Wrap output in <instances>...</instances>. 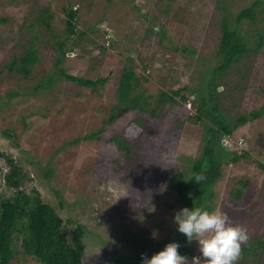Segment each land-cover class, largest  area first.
<instances>
[{"label": "rangeland", "instance_id": "374dc122", "mask_svg": "<svg viewBox=\"0 0 264 264\" xmlns=\"http://www.w3.org/2000/svg\"><path fill=\"white\" fill-rule=\"evenodd\" d=\"M254 2L175 0L168 12L166 6L172 3L169 0H0V11L5 12H0V18L11 16L7 23L0 22V154L13 155L25 165L31 160L32 166L26 168L31 181L27 179L24 189L37 190L64 220L70 218L85 229V264H103L123 255L143 253L150 257L170 239L177 241L173 216L181 202L166 177L171 171L191 165L204 152L206 125L192 120L196 109L191 99L196 94H190L187 104H165L158 116L136 109L113 124L107 123L126 59H133L138 71L148 78L143 91L154 100L161 91L183 85L200 94L207 74L220 62L216 58L220 42L217 23L224 15L229 14L231 26H237L251 45L259 41L258 36H251L254 29L264 33L263 13L256 22L238 24L236 20ZM66 7L78 10V31H86L88 36L56 67L57 53L51 49L56 39L44 30L39 17L48 9L53 16V31L63 33ZM30 25L35 27L27 35L42 39L36 43L40 59L32 77L21 81L5 66L13 56L25 54L23 46L13 45L21 32V40L26 39ZM153 26L162 29L161 34L167 38L153 35L145 39L146 31ZM112 32L118 41L115 47L108 40ZM105 42L108 49L103 56L96 43ZM183 47L195 54L174 50ZM147 62L150 67L145 71L143 63ZM253 62L256 68L262 66L254 70L256 81L264 77V53L254 57ZM59 69L94 81L111 79L92 92L66 81L57 73ZM50 77L55 83L52 90L37 91V86L48 84ZM239 81L238 72L220 77L218 91L225 93L221 111L230 119L264 104V91H260L264 81L260 90L253 91L251 86L242 92ZM140 116L146 119L149 131L139 138L135 159L130 162L114 139ZM102 129L105 131L100 133ZM93 135L98 138L85 139ZM222 143L228 151L244 152L248 157L236 163L229 158L224 164L214 196L207 203L208 210L218 209L231 224L247 230L248 239L241 247L257 244V239L264 241V173L258 165L264 164V117L240 126ZM50 169L52 174L48 175ZM9 170L0 156L1 194L11 193L1 181ZM238 188L243 190L240 198L234 196ZM190 252L191 256L198 254L195 241L191 242ZM27 264L38 262L30 259ZM234 264L251 263L243 260L241 252Z\"/></svg>", "mask_w": 264, "mask_h": 264}, {"label": "trees", "instance_id": "16d2710c", "mask_svg": "<svg viewBox=\"0 0 264 264\" xmlns=\"http://www.w3.org/2000/svg\"><path fill=\"white\" fill-rule=\"evenodd\" d=\"M169 1L172 3L166 6L168 12L175 3V0ZM41 13L39 17L40 24L44 30L51 32L52 37L56 39L55 45L51 47L57 53L55 66H61L68 58V54L77 46V43L86 39L88 33L86 31H78V10L76 9L70 7L64 9L66 27L63 33L58 30L53 31V16L48 9H44ZM259 13L264 14L263 0H255L249 8L241 11L236 17L237 23L256 22ZM9 17L11 16L5 15L1 17L0 22L3 24L7 23V21H10ZM223 18L221 22L217 23L220 32V42L216 58L218 59L219 57L220 62L207 74L204 80L205 86L200 91V94L196 91H191L187 85H183L169 91H161L157 100H154L153 97L147 96L146 92L143 91V86L149 82L148 78L138 71L133 59L128 58L118 82L115 103L107 122L109 125L113 124L124 113L136 109H140L143 112L151 111L153 116H158L165 104H187L192 94L197 95L191 99L196 109L192 120L206 125L203 155L195 159L191 165L179 171H171L166 177L171 187L177 192L181 208L194 205L209 209L207 203L214 196V187L222 177L224 164L228 163L229 158L233 163H236L241 158L248 157V154L244 152L239 154L237 151H228L224 148L222 140L232 136L234 131L240 126L264 117V104L260 108H253L249 113L241 114L236 119L228 118L221 111V102L225 95L224 92L220 93L218 91L221 76L230 75L232 72L241 74V81L238 83L240 92L251 86H253V91L260 90L264 81V77L256 81L253 79L254 74H257L254 70L262 68V66L260 68L255 67L253 58L264 53V33L254 29L255 34L249 35L252 37L258 36L259 41L256 45H251L250 40H244L245 37L241 35L237 26H231L229 14L224 15ZM34 27L31 25L27 27L25 32L26 39H23V41L21 40L22 32L19 39L18 37L15 38L13 47L23 46L25 54L13 56L5 66L10 74L14 73L13 75H16L21 81L32 77L35 65L40 59L36 43L42 42V39L38 36L27 35L31 34L30 30L32 31ZM161 32L162 29H157L154 26L153 28L149 27L145 33V39L153 35H159L161 40H165L167 37ZM75 37L77 38L74 39ZM108 40L111 42V47H115L118 43L117 39H114L111 35ZM70 41L73 42L70 43ZM69 43L70 45L68 46ZM44 46L47 47L46 45ZM96 48L99 49V54L106 56L108 49L106 42L102 45L96 43ZM174 50L181 51L184 55L185 53L195 54V51L187 47L182 49L175 48ZM149 67L150 64L148 62L143 63L145 71ZM57 73L69 83L88 88L92 92L102 89L111 79V77H107L94 81L93 79L69 75L64 69H59ZM224 80L226 81L227 79ZM54 84L50 77L48 84L45 86L40 84L36 89L37 91L41 89L50 91ZM185 91H190L191 93L183 95ZM260 91H264V87ZM207 121H209V124H207ZM233 121L236 122L232 124ZM104 131L105 129H102L99 132L103 133ZM147 131H149V128L146 124V119L140 116L130 122L120 137L114 139L127 161L132 162L135 159L136 152L134 149L138 148L139 138ZM96 138H98L97 135L85 137L86 140ZM136 142L137 144L135 145ZM0 156L5 158L10 168L9 173L7 172L4 178H1V181H3L6 189L11 191L9 195L0 193V264H27L30 259L35 260L38 264H85L84 258L87 250L86 244L83 242L86 234L85 229L70 218L64 220L55 207L44 202L40 192L37 190L29 192L24 189L27 179L29 178L31 181L26 168L29 164L32 166L33 162L29 160V163L27 162L25 165L13 155L0 154ZM258 165L264 173V164L259 163ZM51 174L52 170L50 169L48 175ZM242 195V188L235 190L234 196L236 198H240ZM166 205L168 206V204ZM67 228H71V230ZM177 234L175 236L178 239L176 242H181L179 251L191 257V243L187 242L183 234L179 232ZM241 252L245 262L262 264L264 241L257 239V244L247 243L240 248ZM103 264H141V255L134 257L123 255L109 258Z\"/></svg>", "mask_w": 264, "mask_h": 264}, {"label": "clouds", "instance_id": "9594fccd", "mask_svg": "<svg viewBox=\"0 0 264 264\" xmlns=\"http://www.w3.org/2000/svg\"><path fill=\"white\" fill-rule=\"evenodd\" d=\"M173 222L189 244L197 243L198 254L189 258L179 251L180 243L172 241L150 257L142 253L141 264H234L241 243L248 239L247 230L231 224L229 217L218 209L210 211L203 206H185L175 210Z\"/></svg>", "mask_w": 264, "mask_h": 264}, {"label": "water", "instance_id": "95a60500", "mask_svg": "<svg viewBox=\"0 0 264 264\" xmlns=\"http://www.w3.org/2000/svg\"><path fill=\"white\" fill-rule=\"evenodd\" d=\"M110 35H111V37H113V32H112V33H110Z\"/></svg>", "mask_w": 264, "mask_h": 264}]
</instances>
